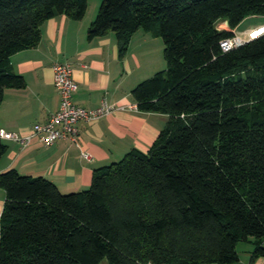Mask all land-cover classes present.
<instances>
[{"label": "trees", "instance_id": "1", "mask_svg": "<svg viewBox=\"0 0 264 264\" xmlns=\"http://www.w3.org/2000/svg\"><path fill=\"white\" fill-rule=\"evenodd\" d=\"M88 0H0V103L23 87L10 61L57 13ZM264 0H100L87 37L113 32L122 54L139 30L160 35L165 68L136 83L137 108L168 115L148 150L93 169L88 187L0 172V264H227L239 241L264 255V32L229 50ZM7 144L0 138V157ZM251 258V259H252Z\"/></svg>", "mask_w": 264, "mask_h": 264}, {"label": "crops", "instance_id": "2", "mask_svg": "<svg viewBox=\"0 0 264 264\" xmlns=\"http://www.w3.org/2000/svg\"><path fill=\"white\" fill-rule=\"evenodd\" d=\"M96 13L95 8L86 9L81 19L57 13L42 22L34 46L11 54L12 68L23 75L25 85L5 88L0 129L31 135L34 123L45 121L58 109L60 97L52 69L56 62H68L72 67L77 83L75 103L92 108L105 99L116 108L98 119L80 120L76 140L65 138L48 144L32 136L23 145L3 139L7 150L0 157V172L16 168L23 174L49 178L62 192L79 190L89 186L94 168L120 159L133 147L148 150L165 126L167 114L138 109L131 94L136 83L159 69L152 57L153 52L162 50L163 43L150 31L139 29L121 54L113 32L87 37ZM4 201L5 190L0 187V214ZM253 248L251 240L239 241L238 260L227 264H264V255L251 257Z\"/></svg>", "mask_w": 264, "mask_h": 264}, {"label": "built area", "instance_id": "3", "mask_svg": "<svg viewBox=\"0 0 264 264\" xmlns=\"http://www.w3.org/2000/svg\"><path fill=\"white\" fill-rule=\"evenodd\" d=\"M243 41L245 40L234 34L232 37L223 39L220 46L223 50H229ZM52 69L53 82L60 97L58 109L50 113L45 121L34 123L31 135L0 129V138L13 139L23 145L27 144L32 136H36L48 144L65 138L76 140L79 134L78 122L80 120H95L111 113L116 108L105 99H102L98 106L92 108L78 105L73 100V92L77 88V83L73 78L71 65L68 62H56Z\"/></svg>", "mask_w": 264, "mask_h": 264}, {"label": "rangeland", "instance_id": "4", "mask_svg": "<svg viewBox=\"0 0 264 264\" xmlns=\"http://www.w3.org/2000/svg\"><path fill=\"white\" fill-rule=\"evenodd\" d=\"M95 1H97V0H88V6H87L88 11H92L93 8H95V10L96 9L98 10L100 0H99V3H95ZM95 16H96V14H95ZM262 20H264V16H249L246 19H244L243 21H241V23H239L235 28H231L226 19H220L216 23V26L219 29H229V30L231 29L234 32V34H236L238 37H240L243 40H247V39L251 38L252 36H255L261 32H264V23H260V22H262ZM143 31H145V30H143ZM152 36L155 37V39L157 37L158 42L163 43V40H162L160 35L152 34ZM154 45L156 46L155 40H154ZM161 47H162V50L158 51V53H156V54L153 52V57H152L154 62H156V63L158 62V65H156V66L159 69H157V70L164 69L165 65H166V62H165L164 56H163L164 44H163V46L161 45ZM153 73H151V74L149 73L150 75H148V77L151 76ZM105 264H106V262H105Z\"/></svg>", "mask_w": 264, "mask_h": 264}]
</instances>
